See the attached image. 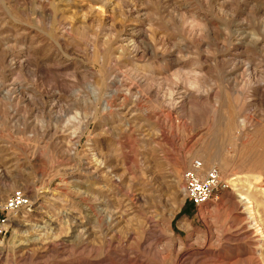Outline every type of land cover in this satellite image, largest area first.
Here are the masks:
<instances>
[{"label": "rangeland", "instance_id": "obj_1", "mask_svg": "<svg viewBox=\"0 0 264 264\" xmlns=\"http://www.w3.org/2000/svg\"><path fill=\"white\" fill-rule=\"evenodd\" d=\"M15 190L0 264H264V0H0Z\"/></svg>", "mask_w": 264, "mask_h": 264}, {"label": "built area", "instance_id": "obj_2", "mask_svg": "<svg viewBox=\"0 0 264 264\" xmlns=\"http://www.w3.org/2000/svg\"><path fill=\"white\" fill-rule=\"evenodd\" d=\"M185 198L195 207L207 204L218 190L226 189L217 167L204 169L201 160H192L182 174ZM31 202L21 190H15L0 199V239H3L12 223L14 215L28 209Z\"/></svg>", "mask_w": 264, "mask_h": 264}, {"label": "bare ground", "instance_id": "obj_3", "mask_svg": "<svg viewBox=\"0 0 264 264\" xmlns=\"http://www.w3.org/2000/svg\"><path fill=\"white\" fill-rule=\"evenodd\" d=\"M108 219V218H107Z\"/></svg>", "mask_w": 264, "mask_h": 264}]
</instances>
